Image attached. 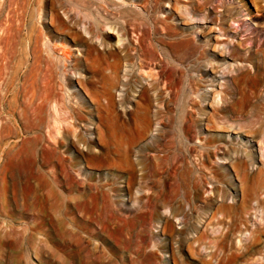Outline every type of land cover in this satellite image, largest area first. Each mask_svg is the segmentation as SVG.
<instances>
[{
  "label": "rangeland",
  "instance_id": "obj_1",
  "mask_svg": "<svg viewBox=\"0 0 264 264\" xmlns=\"http://www.w3.org/2000/svg\"><path fill=\"white\" fill-rule=\"evenodd\" d=\"M109 1L116 4L118 9H128L139 14L143 11L145 16L149 15L140 4V0ZM204 1V5L194 13L192 19L189 14H180V19H170V22L174 26L180 27V30L185 31V37L187 36L194 45L200 48L204 47L207 52V58L196 60L198 55L196 53L194 58L182 66L183 70L180 69V88L184 87L187 90V82L183 80V74L186 73V75L189 74L190 77H195L202 82L206 80L207 82L204 83L209 84L205 89L211 95L210 92L213 89L216 92L222 91L227 86L225 83L231 84V77L237 73V67L242 65V67L245 66L249 69L252 75L255 73L249 62L233 64L229 53L234 46L240 44L238 47L243 54L252 50L254 57L258 56L261 60L264 55V1L197 0L198 3ZM0 2L2 3V0ZM181 3L187 6V10L191 11L192 4H189L188 0H180ZM165 4L163 10L165 13L158 11L159 15L156 13V18H163L169 13V7H166L168 3ZM5 14L6 4H4L0 17L4 19ZM39 19L40 21L44 20V26L39 23L43 28L42 30L39 26L41 31H44L42 44L44 43L55 52L58 51V55H60V46L63 44L68 46L74 56H80L81 51L84 50L83 47L76 46L69 40L66 41L64 35H59L57 38H53L49 34H47L48 36L44 35L45 25L49 27L50 23L48 14ZM119 21L123 22V19ZM145 28L150 31L152 29L150 26H145ZM156 31L158 37L163 35L160 25L156 27ZM84 35L89 38V34L86 35L85 33ZM128 37H125L126 41L124 40V42H127V39L135 41V36L131 32ZM17 40L18 37L15 41L17 42ZM109 41L112 45L114 43L117 45L116 37H112ZM99 42L98 40L97 45ZM218 42H222L224 45L217 47ZM17 47L16 45L15 48L17 49ZM222 48L225 49V54L220 51ZM98 49L103 50V46L99 45ZM212 58L219 60V64L225 63L224 66L227 65V62L230 64L227 65L228 68L224 69L226 75L222 74L221 70L216 73L210 68L208 62ZM110 62L112 61L110 60ZM101 64L102 61L99 59H90L85 65L86 70L81 67L78 71L73 68L74 66H71L74 65L72 58L68 62V71L65 74L71 75L73 79L72 88H67L65 85L63 88L58 86L61 88L58 90V97L64 99L67 105L76 108L79 105V108L84 111L76 115L69 114V112L55 113L56 116L54 114L55 118L62 120V124H59L60 127L64 123H66L64 126H67V128L64 127L63 131L60 129L57 133L54 130L52 133L53 137L60 139V144H55L52 137L47 136L46 127L42 128L40 134L43 138L42 142L38 144V151L42 158L41 163L38 164L41 175L37 181H30L34 182V185L36 183L42 185L41 194L36 196L35 191L27 183L20 187V193L17 194L12 189L13 177L8 173L7 175L6 173L0 174V264H64L65 261L68 264H77L80 261L83 262L82 264H248L253 259L254 264H259L260 259L263 260L260 264H264V234L260 236L259 243L252 245V247L247 244L249 232L254 228L252 223L259 224L261 222L260 218L258 219L261 212L256 211V215L254 214L253 208L256 207L254 198L258 197L263 200L264 193L259 190L256 183L250 184L253 200L248 201L249 206L246 208V212L238 213L237 216L233 214L231 219L227 221L228 223L226 222L218 239L216 236L219 235L220 231L211 233V230H206L202 223L197 224L199 213L205 212V217L209 219L216 209V205H209V198L213 197L211 192L213 187L218 192L223 193L226 202L229 204L239 202L242 196L240 184L242 177L238 176L231 166L233 164L231 162L235 160V155L231 156L234 157V160L232 158L217 159L215 162L213 158H208L203 161L202 150L205 141L211 136L217 135L222 139V144L228 145V149L235 148V150H239V155L243 153L242 156L251 155L254 164L248 166L250 174L262 166L263 146L259 148L257 142L241 134L238 129L236 130L241 136H237V131L232 132V129L229 130L228 135L223 130L217 129L216 131V129L209 127L206 117L211 113L212 107L211 98L208 96V100L202 103L204 113L201 116L200 126L195 128V131L199 129L200 133L193 134L194 138L186 141L187 145L192 146V148L194 146V149L186 155L184 167L194 169L196 176L199 173L203 175L202 179H199L197 193L193 194L192 191L187 200L183 201V191L180 189L179 197L172 204H166L165 199L160 194V190L163 188L159 184H148L150 180L147 178V180L140 178L143 173L141 169L145 167L142 163L136 164V187L129 190L127 187L128 174L125 171H117L115 165L116 116L113 112L105 114L94 109L95 102L91 100L89 94H91L92 89L100 88L98 83L93 82L92 88L87 87V91L91 92H86V87L84 90L77 82L80 74L84 79L85 77L96 78L94 73L96 70H101ZM224 66L222 65V67ZM198 68L201 69L200 72L197 71ZM126 69L128 68L126 67ZM59 72V76L64 81L62 71L59 70ZM241 85L243 86L242 83H240ZM241 87L240 91L245 93L243 101L248 96L254 99L250 88ZM138 89L139 87L136 88V90ZM202 91L204 92L203 89L198 91L194 87L187 93L189 98L198 100L197 97L201 95ZM117 92L112 90L116 102L120 99ZM223 97L224 94L221 92L218 95L219 106L223 104ZM262 97H264V93ZM229 98L231 96L227 95L226 99L229 100ZM100 102L106 104L103 97H101ZM244 107L245 110H249V107ZM237 109L241 110L239 106ZM192 112L194 118L199 116L196 109ZM66 120L68 123L65 122ZM234 120L233 124L235 125L244 123L245 119H241L237 115ZM55 125L57 124L55 123ZM70 125L73 128L68 130ZM156 125L149 132L146 142L151 141L157 135L160 125ZM17 128L18 131L8 137V141L19 143L26 139V145L29 144L33 138V133L28 128ZM77 137L80 143L76 141ZM88 140L91 141L89 142L90 151H86L85 144L83 145ZM247 140L248 142H246ZM49 142H53V145H50ZM50 150L54 151L53 156L49 155L48 151ZM146 151L144 150V152ZM154 155L156 157L162 156V153L157 154L150 151L144 153V159L146 157L155 158ZM139 158L137 154L132 155L135 162ZM182 165L183 163L180 161V169ZM216 166L220 171V175L217 177L213 175V169ZM153 180L150 182L153 183ZM155 198L159 202L157 208L153 201ZM218 200L220 202L221 199ZM175 210L178 212L184 210V224L181 223L180 225V222L172 217L171 212ZM163 217H166V220ZM219 217L220 215L217 214V218ZM244 229H248L247 233L243 232L241 237L246 239L247 248L245 249L239 244V249L236 247L238 246L236 240L240 235L238 231H244ZM227 232V237L221 242L222 235ZM71 237L73 238L71 239ZM222 246H224V250H221ZM38 247L41 249L39 252ZM71 255H73L72 258Z\"/></svg>",
  "mask_w": 264,
  "mask_h": 264
},
{
  "label": "bare ground",
  "instance_id": "obj_2",
  "mask_svg": "<svg viewBox=\"0 0 264 264\" xmlns=\"http://www.w3.org/2000/svg\"><path fill=\"white\" fill-rule=\"evenodd\" d=\"M121 1L124 2L125 0ZM188 2L192 4L191 11L187 10V6L180 4V0H140L144 10L149 13L146 16L143 11L139 14L128 9H118L117 5L109 0H2V3L0 2V13L6 4L5 18L0 17V174L6 173L7 175L8 173L13 177L12 189L17 194L20 193V187L24 183L31 186L36 196L43 189L41 184L36 183L34 185V182H30L31 180L37 181L41 175L38 164L41 163L42 158L38 151V144L42 142L43 137L40 134L42 128L46 127L47 136H51L55 144H60V139L53 137L52 133L54 130L57 133L60 129L63 131L64 127L67 128V126H64L66 124L64 123L60 127L59 124H62V120L55 118L54 114L69 112V114L76 115L84 111L79 108V105L77 108L67 105L64 99L58 97V90L63 88V85L72 88L73 79L71 75L65 74L68 71L70 58L74 62V65L71 66H74L73 68L78 71L81 67L86 70L85 65L90 59L102 61L101 70H96L94 73L96 78L85 77L84 79L80 74L77 82L83 89L86 87V92H91L87 91V87L92 88L93 82L98 83L100 88L92 89L91 94H89L91 100L95 102L94 109L105 114L113 112L116 116L115 165L117 171H125L128 174L127 187L129 190L136 187V164L142 163L145 167L141 169L143 173L140 178L142 180L147 178L150 181L155 179L153 183L150 181L147 183L159 184L163 188L160 190V194L165 199L166 204H172L179 197L181 190L183 191V201L187 200L192 191L193 194L197 193L198 182L203 175L199 173L196 176L193 168L191 170L190 167H184L186 155L194 149V146L192 148L189 145V147L186 141L192 139L193 134L200 133L199 129L196 132L195 128L200 126L201 116L204 113L202 103L208 100V96L211 98L212 107L211 113L206 117L209 127L216 129V131L217 129L223 130L228 135L230 129L232 132L238 129L241 134L257 142L259 148L261 146L264 148L263 54L260 60L258 56L254 57L252 50L243 54L238 47L240 44L234 46L229 53L232 63L249 62L255 73L252 75L245 66L237 67V73L231 77V84L225 83L227 86L222 91L216 92L213 89L209 95L205 89L209 84H205L206 80L202 82L195 77H190L189 74L186 75V73L183 74L184 78H182L187 82V88L185 87L187 90L184 87L180 88V69L183 70L182 66L194 58L196 53H198L196 60L207 58L204 47L200 48L194 45L187 36L185 37V31L180 30V27L174 26L170 22V19H180V14H189L192 19L194 13L199 11L205 3V1L198 3L197 0H188ZM165 3H168L166 7H169V13L163 18H156L155 16L159 15L158 11L165 13L163 11ZM46 14L49 15L50 23L49 27L45 25L44 35L49 34L53 38L64 35L66 41L69 40L74 45L83 47V51L79 49L81 51L80 56H74L68 46L63 44L60 46V55H58V51L55 52V50H51L52 48L49 49L44 43V45L41 43L44 31H41L42 27L39 23L43 25L44 20L40 21L39 18ZM120 19H123V22L119 21ZM158 25L163 30L161 37L157 36L156 27ZM145 26H150L151 31ZM130 32L135 36V41L126 38L127 42H124L125 37H128ZM85 33L86 35L89 34V38L85 37ZM112 37H116L117 45L115 43L112 45L109 41ZM98 40L100 42L97 45ZM16 45L18 46L17 49L15 48ZM99 45L103 46V50L98 49ZM221 45L224 43L218 42L216 46ZM220 51L224 54L226 52L224 48ZM215 59L212 58L208 62L210 68L216 73L221 70V73L225 74L224 69L228 68L230 64L227 62L228 66L226 65V67L224 66L225 63L219 64V60ZM90 64L93 66L92 63ZM59 70L64 75V81L59 76ZM197 71L200 72L201 69L198 68ZM240 83L243 84L242 87ZM245 86L250 88L254 99L248 96L243 101L245 93L240 91V87L245 88ZM137 87H139L138 90H136ZM194 87L198 91L199 89L204 90L197 97L198 100L189 98L187 93ZM112 90L119 93L120 99L117 102ZM221 92L224 94V101L221 98L223 104L219 106L218 95ZM227 95L231 96L229 100L226 99ZM101 97L106 100V104L100 102ZM238 106L241 108L240 111L237 109ZM244 106L249 107V110H245ZM195 109L199 114L197 118H194L192 112ZM237 115L241 119H245L244 123L233 124ZM8 116L9 118H7ZM52 121L53 123H51ZM156 124L160 125L157 135L151 141L146 142L149 132L155 128ZM71 125L68 130L73 128ZM17 127L28 128L33 133V138L29 144L26 145V139L19 143L8 141V137L18 131ZM88 133L90 134L89 131ZM240 133L237 131L236 135L241 136ZM76 141L80 143L78 137ZM89 142L91 141L88 140L83 143L86 151H90ZM221 142L222 139L217 135L207 139L203 144L202 160L206 161L208 158H213L215 162L217 159L232 158L234 160V157L231 156L235 155V160L231 162L233 163L231 166L234 172L242 177L240 178L242 179L240 182L242 196L239 202L229 204L226 202L223 193L218 192L214 187L211 189L213 197L209 198V205H216V209L209 219L205 217V212L199 213L197 224L202 223L206 230H211V233L220 231L216 239L220 237L226 222L231 219L233 214L237 216L238 213L246 212V208L249 206L248 201L253 200L250 184L256 183L259 190L264 193V159L262 166L250 174L248 166L254 164L252 156L249 154L242 156L243 153L239 155V150L228 149V145L226 146ZM49 144L53 145V142H49ZM144 150L147 151L144 152ZM150 151L157 154L161 152L162 156L156 157L154 155L155 158L146 157L144 159V153ZM48 153L50 156L54 155L52 150ZM133 154H137L141 161L139 158L135 162L132 159ZM261 157L264 158V155ZM180 161L183 163L181 169ZM213 175L216 177L220 175L217 166L213 169ZM253 194L255 195V193ZM219 198L221 199L220 202ZM254 199L256 207L252 208L255 215L256 211L261 212V216L258 217L261 222L259 224L252 223L254 228L249 232L250 236L247 238V244L250 247L259 243L260 236L264 234V198L260 200L255 197ZM153 201L157 208L158 199L155 198ZM183 211L171 212L172 217L179 221L180 225L181 223L184 224ZM165 213L167 214V212ZM217 214L220 215L219 218H217ZM163 218L166 220V217ZM247 230L238 231L240 235L237 237L238 246L236 247L239 249L240 245L245 249L247 248L246 239L241 237V234ZM227 235L228 232L222 235L221 242ZM39 247L37 248L38 252L41 250ZM224 249L222 246L221 250ZM73 255L70 257L72 258ZM253 260L250 261L251 264H254ZM261 260L259 261L261 262ZM63 263L68 264L67 261ZM82 263L80 261L77 264Z\"/></svg>",
  "mask_w": 264,
  "mask_h": 264
}]
</instances>
